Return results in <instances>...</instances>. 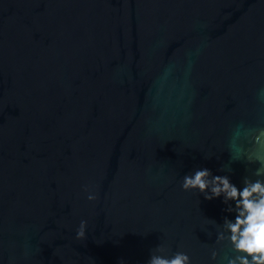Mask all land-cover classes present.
I'll list each match as a JSON object with an SVG mask.
<instances>
[{
  "label": "water",
  "instance_id": "obj_1",
  "mask_svg": "<svg viewBox=\"0 0 264 264\" xmlns=\"http://www.w3.org/2000/svg\"><path fill=\"white\" fill-rule=\"evenodd\" d=\"M198 168L264 179V0H0V264H226Z\"/></svg>",
  "mask_w": 264,
  "mask_h": 264
},
{
  "label": "clouds",
  "instance_id": "obj_2",
  "mask_svg": "<svg viewBox=\"0 0 264 264\" xmlns=\"http://www.w3.org/2000/svg\"><path fill=\"white\" fill-rule=\"evenodd\" d=\"M257 177L264 176V170L257 169ZM182 189H195L211 200L221 198L227 205L223 224L218 226L217 239L226 240L233 253L226 264H264V179L245 177L242 186L234 184L228 175L213 174L208 168H198L183 177ZM88 200L96 199L92 192ZM86 221L82 220L77 237L85 235ZM159 251V249H157ZM217 252L212 250L215 260ZM148 264H191L187 253L177 251L171 257L156 252L148 259Z\"/></svg>",
  "mask_w": 264,
  "mask_h": 264
}]
</instances>
